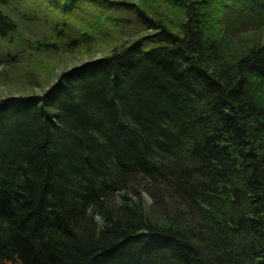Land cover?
I'll return each mask as SVG.
<instances>
[{
	"label": "trees",
	"instance_id": "trees-1",
	"mask_svg": "<svg viewBox=\"0 0 264 264\" xmlns=\"http://www.w3.org/2000/svg\"><path fill=\"white\" fill-rule=\"evenodd\" d=\"M29 28L123 42L0 99V264H264V0H0Z\"/></svg>",
	"mask_w": 264,
	"mask_h": 264
},
{
	"label": "rangeland",
	"instance_id": "rangeland-1",
	"mask_svg": "<svg viewBox=\"0 0 264 264\" xmlns=\"http://www.w3.org/2000/svg\"><path fill=\"white\" fill-rule=\"evenodd\" d=\"M160 10L173 22V27L182 16L180 11L166 4H162ZM132 24L126 31L129 36L134 37L137 27ZM248 36L249 34L241 35L238 42L244 44ZM40 37L42 34L38 30L29 28L24 30L22 38L0 39V99L9 96L40 95L53 85L63 72L91 59L107 56L110 50L123 42L121 40L100 43L90 54L80 50L67 55L45 50L32 42ZM131 37L129 39H132ZM147 200L150 201L148 198Z\"/></svg>",
	"mask_w": 264,
	"mask_h": 264
}]
</instances>
